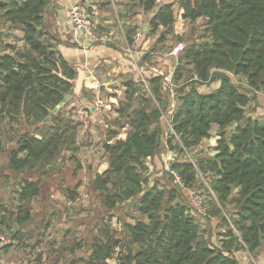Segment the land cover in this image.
Masks as SVG:
<instances>
[{"label":"trees","instance_id":"trees-1","mask_svg":"<svg viewBox=\"0 0 264 264\" xmlns=\"http://www.w3.org/2000/svg\"><path fill=\"white\" fill-rule=\"evenodd\" d=\"M51 1L0 0L7 25L21 30L25 43L18 50L14 43H7L6 52L0 54V137L5 119L27 120L28 126H35L34 131L18 136L9 155L12 172L30 173L22 177L18 190L15 221L22 225L32 218L30 202L41 194L40 178L30 176L48 172L63 150L79 148L72 119L62 110L51 115L73 91L77 77L73 64L55 50L56 35L47 29L45 11ZM138 1L145 11L157 6L156 0ZM178 3L185 20L206 19V38L187 43L178 58L173 80L182 102L170 121L173 134L167 146L171 151L192 149L212 138L214 125L218 140L214 155L196 164L174 160L171 167L181 175L184 188L197 185L199 172L210 175L209 188H205L215 198L209 216L219 219L223 238L219 244L204 238L202 224L177 184L164 189L157 183L150 185L146 159L159 153L164 133L161 119L168 102L164 99L169 93L165 77L158 74L150 79L151 93L140 99L137 84L127 83V100L119 111L128 118L129 130L125 138L112 136L114 141L105 147L109 166L93 181L110 208L137 198L147 220L126 221L121 238L110 234L108 241L94 242L87 264H111L107 260L116 246L122 250L116 264H240L238 251L256 254L264 242V116L247 112L253 100L261 105L264 94V0ZM173 6L171 2L159 6L150 20L152 30L173 28ZM128 38L132 42L130 32ZM236 75L245 83L235 82L232 76ZM217 81L219 87L212 92H201L195 85ZM176 135L181 143L173 142ZM12 236L23 242L21 229Z\"/></svg>","mask_w":264,"mask_h":264},{"label":"rangeland","instance_id":"rangeland-1","mask_svg":"<svg viewBox=\"0 0 264 264\" xmlns=\"http://www.w3.org/2000/svg\"><path fill=\"white\" fill-rule=\"evenodd\" d=\"M110 1L111 3L113 1L115 6H110V3L106 7L102 6L100 10L103 11L106 9L104 11L108 12V16L114 18L112 21L116 27H119L123 22L132 21L129 25L131 35L139 28L143 30L146 23L149 21V28L144 31L145 40L151 38L154 41H152L151 48H149L143 56H140L137 62L139 67L143 66L145 69L136 68L133 65V72H129L136 81L134 82L138 84L141 89L143 88L142 91L146 95L151 93V85L143 81H147L149 77L154 75L151 64L159 65L160 62H163L159 60L160 55L164 59V54L171 52L172 48L177 44L182 43L185 45L187 43L200 42L203 38H206L205 18H200L195 22L185 20L184 24H182L181 13H177L176 24L178 30H176L180 34L176 33L174 27L173 30L164 32L162 35L165 36V38L161 40L162 36L160 33L164 28L160 27L156 31L152 30L149 20V11H145L138 0ZM3 21V8L0 7V28H5L6 26L4 31L1 32V35L3 33L5 34V32L6 34L0 38V54L6 52L5 44L7 43H14L12 46L17 50L19 49L17 46L21 48V46L25 44L22 40L23 37H21L22 32L13 27L10 28V25H6ZM47 24L50 29H52L51 24ZM8 31H14L17 36ZM56 35L59 37L57 33ZM57 36L56 42H59ZM114 37V34L111 35V39L102 44L108 46V44L114 42ZM11 51L12 50H7V52ZM81 52L83 53L82 50ZM182 53L178 57H173L175 61L178 60V58L180 59ZM103 62L104 61L98 66L101 68L105 67L101 66ZM105 69L109 74L108 77H103V79H118L117 76L119 77V71L115 70L114 65L106 67ZM169 74V79H165L164 86L169 92L167 96L168 100H171L179 94L177 91L178 86L175 85L173 80V74L170 72ZM163 76L166 75L164 74ZM232 77L237 83H245L243 77L237 75L236 77ZM103 79L102 77L97 79V86H95L96 90H99L100 85L103 83ZM119 81L120 80H118V82ZM183 82H185V79L181 81V83ZM210 84L211 83L195 85L200 91L206 92L213 88V84ZM188 88L189 87H187V89ZM81 90H83V87H81ZM118 90L120 93H116L115 91L112 93L121 94L123 97L125 95L123 88L120 87ZM84 93H86V95L88 94L87 97L93 100V92L90 89L84 90ZM116 94L114 95L116 96ZM82 97L83 96H79L78 93H74V95L59 108L66 117H70L74 124H76L77 134L75 143L79 148L75 152L67 149L63 150L62 157L52 164L53 167L51 169L49 168L48 172H44L40 174V176L36 173L30 176V178L33 179L40 178L41 194L30 202L32 218L27 220L23 225L15 221L20 202L18 199V190L22 184V177H28L30 173L24 172L17 175V173L12 172L8 168L9 155L18 136L27 130L34 131L35 126H28L27 120H12L9 122L8 119H5L2 136L0 137V233L5 234L9 232L12 234L16 230L21 229L23 242L20 243V239L13 238L15 244H18L20 247V254L18 255L21 260L20 262L17 261L18 264H87V260L93 252L92 247L94 242L108 241V236H110V234L115 238H121V236L125 235L123 223L126 221L133 223L137 219L147 220V217L140 213L137 198L119 202L115 208H110L105 203L103 194L93 187V181L97 174H103L109 166V157L105 149L106 144L114 141V138H112L114 134L125 138L129 130V125L127 123L128 118L123 117L119 111L121 105L126 102V99H123L124 103H120L121 101H119L118 98L121 97L111 99L109 95L108 97L107 95H103L106 104L105 107H102L103 111L99 115L101 119L103 118V121L96 122L97 124H94L95 126H85L86 124L81 117H78V114L79 111L90 109L86 106L85 102L81 100ZM247 112L251 116L263 117L264 105L261 103V105L258 106L257 101L253 100L248 105ZM162 121L165 134L162 136L160 148L163 147V149L160 154L158 153L154 158L149 157L146 159V165L149 168L150 185L157 183L160 189H164L165 187L170 188L177 184L182 189H180V192L184 202H187L192 213L201 222L204 230V238H210L214 244H219V241L223 238L220 234V230H224V228L218 225V218L209 216V212L212 209L210 203L211 201L213 202L215 198L213 192L210 193L205 188H209L210 175H204L199 172L197 185L194 188H184L176 183L173 176H170L171 163L174 160H189L196 164L198 159L207 158L216 153L214 146L217 144L218 140V126H213L212 138L203 139L198 146L189 150L185 147L183 151L178 149L171 151L167 146L166 140L173 132L166 119L163 118ZM117 122H119V124H117ZM173 142H175V144L181 143V137L176 135ZM7 169L9 172L4 177L3 175ZM190 189H195L201 196L204 207L203 211H200V209L192 203L189 195ZM72 191L74 194L70 195ZM125 249H128V247L125 246ZM114 250L112 257L107 260L111 264H116L118 256L122 254L120 246H116ZM136 251L137 250H135V252ZM236 256L240 264H264V242L256 254H251L247 249H242L236 253ZM0 263L12 264V260L10 256H4L2 251H0ZM133 264L135 263L133 262Z\"/></svg>","mask_w":264,"mask_h":264},{"label":"crops","instance_id":"crops-1","mask_svg":"<svg viewBox=\"0 0 264 264\" xmlns=\"http://www.w3.org/2000/svg\"><path fill=\"white\" fill-rule=\"evenodd\" d=\"M81 1H87L94 6L95 8L94 16H95V22L97 24V28L102 32H111L112 35L114 34L115 37L113 43L108 44V46L103 45L102 43L85 45L76 41L72 24L70 22L71 17L69 10L73 3L81 2ZM166 2L174 3L173 9H174L175 17L177 13L179 14L181 13V18L183 21L182 24H184L185 19L182 17L183 11L179 7V3H178L179 0H156L157 6L155 7L154 10L148 12L149 20H151L153 15L158 10L159 6ZM110 3H111L110 0H52L50 4L46 7V11H45L46 25L48 26L47 23H49V25L51 24V28H52L50 29V27L48 26L47 27L48 31H50L51 34L53 35H56V33L59 35V37L56 35L59 38V42H56V40L54 41L55 50L60 52L66 58V60H68L70 63L73 64V66L77 70V77L75 79V86H74L75 89H73V91L75 90L74 91L75 94L78 93L79 96H83L81 100L85 102L86 106L90 109V110L79 111L78 114V117H81L83 122L86 124L85 126H95L94 124H97L96 122L103 121V118L101 119L99 117L100 113L103 111V108H99L95 105V102L99 97H103V95H107V97L109 95L111 99H116L117 97H121L118 99L119 101H121L120 103H123V99H126L127 96V90H128L127 83L131 80L135 81L129 72H133L132 70L133 65L136 68L139 67L137 63L139 57L143 56L144 53L147 52L149 48H151L150 46L152 45V41H154L151 38L145 40L144 31L147 30V28H149V21H148L143 30L140 28L138 29L143 33L141 39L139 40L135 39V33L138 31L137 30L133 35H131L132 38V42H131L128 38V33L130 32L129 25L132 23V21H127L126 23L123 22V24H121L120 21L118 20V22L121 25L119 24L120 26L116 27L114 26L112 21V19L114 18L108 16L107 14L108 12L104 11L106 9H104L103 11L100 10L102 6L106 7ZM111 5L115 6V3H113L112 1L110 6ZM3 22L7 25L5 18ZM176 22L177 21L175 20V23L173 25V28L175 27L174 30L177 29ZM5 28H0V38L1 36L6 34L5 32V34L3 33L1 35V32L4 31ZM173 28L171 30H173ZM164 30H162V32L160 33L161 36H163L162 34L166 32ZM171 30H168V32ZM177 30L176 33L180 34L179 32H177ZM8 32L11 34L13 33V35H16L14 31L13 32L8 31ZM20 32L22 31L20 30ZM21 35H22L21 37H23L24 35L23 32ZM81 50L83 51V53L81 52ZM173 57L174 56H172L170 52L168 54L166 53L164 54V59L160 55L159 60L160 61L162 60L163 62H160L159 65L151 64V68L154 70L153 72L154 75L165 74L166 76H164L165 77L164 79L166 78L169 79L168 77L170 76L169 72L174 75L175 72L174 70L178 67V60L175 61V58ZM102 61L104 62L103 64H101V66H105V67L101 68L98 65ZM111 65H114L115 70L119 71V77L117 76L118 79L116 80L114 79L108 80V78L103 79V77H108L109 74V72L105 68ZM139 68L143 70L145 69L143 66H140ZM100 77H102L103 83L100 85L99 90H96L95 86H97L96 85L97 79L98 78L100 79ZM151 78L152 76L149 77L148 80L146 79L147 80L146 82L150 84ZM118 80L120 81L118 82ZM212 84H213V88L210 91H206V92H212L219 87L218 81L211 83L210 85ZM81 87H83V90H81ZM120 87L123 88V92L125 93L123 97L121 94L119 95L116 94V93H120V91L118 90V88ZM137 87L140 89V95H139V99H140V96L142 97L145 95L142 91L143 88L141 89L138 86V84ZM87 89H90L93 92V100L89 99V97H87L88 94L86 95V93H84V90ZM114 91L116 93H112ZM114 94H116V96ZM260 100L261 101H259V103L261 102L264 105L263 103L264 94L262 99ZM181 102L182 99H180L179 96H177L175 98H172L171 100L169 99L168 102L165 103L166 109L161 119L162 126H164L162 121L163 118H165L168 124H170L169 121H172V118L176 113L178 107L180 106ZM135 108L136 106L132 107L130 113H134ZM163 134H165V132ZM162 149L163 147L159 148V154ZM19 248L20 247L18 246V244H15V240H14L13 245L7 246L4 249H1L0 251H2L4 256H10V259L12 260V264H18V262H20L21 260L18 255L20 254Z\"/></svg>","mask_w":264,"mask_h":264},{"label":"built area","instance_id":"built-area-1","mask_svg":"<svg viewBox=\"0 0 264 264\" xmlns=\"http://www.w3.org/2000/svg\"><path fill=\"white\" fill-rule=\"evenodd\" d=\"M69 13L71 17L70 22L72 24L73 32L77 42H80L85 45L98 44V43H106L111 39L112 33L102 32L97 28V24L95 22V16H94L95 8L89 2L81 1V2L73 3L69 10ZM142 35H143L142 31L138 30L135 33V39L136 40L141 39ZM183 47L184 45L182 43L177 44L172 48L170 52L171 55L178 57L181 54ZM143 82L146 83V81ZM105 104L106 101L103 99V97H99L95 102V105L99 108H102L103 106H105ZM170 174L174 177L176 183H178L180 186H184V182L182 181L181 175L178 173L177 170L171 167ZM189 195L192 200V203H194V205L198 207L200 211H203L204 210L203 200L199 195V193L195 189H190ZM13 243H14V239L11 233L9 232L5 234L0 233V249L6 246H11L13 245Z\"/></svg>","mask_w":264,"mask_h":264},{"label":"water","instance_id":"water-1","mask_svg":"<svg viewBox=\"0 0 264 264\" xmlns=\"http://www.w3.org/2000/svg\"><path fill=\"white\" fill-rule=\"evenodd\" d=\"M74 94V91H71L69 94H67L66 96H65V98L53 109V111H52V113H51V115H53V114H55V113H57V111L59 110V108H61L69 99H70V97L72 96ZM235 126V125H234ZM233 126V127H234ZM108 144L109 143H107L106 144V146H108ZM53 166L51 165L50 166V169L52 168ZM24 244H25V242H24ZM26 245V244H25Z\"/></svg>","mask_w":264,"mask_h":264},{"label":"clouds","instance_id":"clouds-1","mask_svg":"<svg viewBox=\"0 0 264 264\" xmlns=\"http://www.w3.org/2000/svg\"><path fill=\"white\" fill-rule=\"evenodd\" d=\"M184 47H185V46H184ZM184 47H183V49H184ZM182 52H183V50H182ZM182 52H181V53H182ZM172 56H173V55H172ZM169 122H170V121H169ZM169 126H170V124H169ZM0 264H1V263H0Z\"/></svg>","mask_w":264,"mask_h":264}]
</instances>
